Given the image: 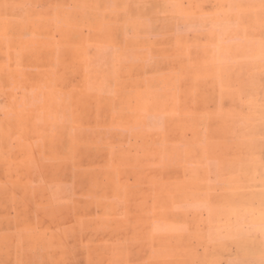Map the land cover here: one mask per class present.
<instances>
[{
	"label": "rangeland",
	"instance_id": "374dc122",
	"mask_svg": "<svg viewBox=\"0 0 264 264\" xmlns=\"http://www.w3.org/2000/svg\"><path fill=\"white\" fill-rule=\"evenodd\" d=\"M177 1L0 0V264H264V0Z\"/></svg>",
	"mask_w": 264,
	"mask_h": 264
},
{
	"label": "crops",
	"instance_id": "0c3cea01",
	"mask_svg": "<svg viewBox=\"0 0 264 264\" xmlns=\"http://www.w3.org/2000/svg\"><path fill=\"white\" fill-rule=\"evenodd\" d=\"M91 2H94L95 4L90 5V7H93L95 9H108V8H125V9H130V8H146L147 6H152V7H173L174 4H177L179 1L177 0H107L108 4L104 3V0H102L100 3L99 0H91ZM111 18H108L106 20V23L109 22ZM149 20V23H146L145 25H142V22L144 20ZM138 23L137 25H139L140 27L138 28V32L135 34V39L136 41H142V40H146L148 37V28L146 27V25H152V24H156L157 21L163 22L164 20H168L167 18H162V17H151V18H146V16H140L138 19ZM146 30V31H145ZM149 39H152L154 41H157L160 39V37L158 36H154L152 38L149 37ZM153 48L151 49H145L142 48L140 46H136L133 49H131L130 51H132V55L133 56H138V57H143L145 56V54L149 51H152ZM155 55L156 52H153ZM161 55V54H159Z\"/></svg>",
	"mask_w": 264,
	"mask_h": 264
}]
</instances>
